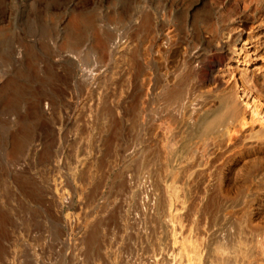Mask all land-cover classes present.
I'll return each mask as SVG.
<instances>
[{"label":"rangeland","instance_id":"rangeland-1","mask_svg":"<svg viewBox=\"0 0 264 264\" xmlns=\"http://www.w3.org/2000/svg\"><path fill=\"white\" fill-rule=\"evenodd\" d=\"M170 2L183 8L174 18L176 46L151 61L155 88L176 97L179 115L150 130L151 142L141 146L146 166L161 170L176 159L180 169L211 172L214 201L237 207L234 230L264 227V0ZM142 3L0 0V264H16L11 257L20 221L32 227L37 215L51 217L43 169L54 134L44 101L53 110L65 98L73 105L66 93L79 97L78 61L104 59L112 36L105 23L128 17ZM142 20L147 25L150 17Z\"/></svg>","mask_w":264,"mask_h":264},{"label":"built area","instance_id":"built-area-1","mask_svg":"<svg viewBox=\"0 0 264 264\" xmlns=\"http://www.w3.org/2000/svg\"><path fill=\"white\" fill-rule=\"evenodd\" d=\"M142 1L105 23L112 36L104 59L78 61L82 89L79 97L66 93L73 105L43 103L54 134L43 169L51 217L19 222L16 264H264V227L234 230L237 207L214 201L211 172L180 169L176 159L161 170L146 166L141 146L150 130L179 115L176 97L155 88L151 58L176 46L174 18L183 8Z\"/></svg>","mask_w":264,"mask_h":264},{"label":"bare ground","instance_id":"bare-ground-1","mask_svg":"<svg viewBox=\"0 0 264 264\" xmlns=\"http://www.w3.org/2000/svg\"><path fill=\"white\" fill-rule=\"evenodd\" d=\"M247 44H248V42L245 41V42H244V45H246L245 48H249V47H250L249 44H248V46H247ZM248 51H249V50H248ZM249 53H250V51H249ZM248 65H250V63H248ZM236 72H237V71H236ZM232 75H233V74H232ZM238 78L240 79V77H238ZM240 80H242V79H240ZM241 82H242V84L244 83L243 80H242ZM245 84H247V83H245ZM240 85H241V83H240ZM247 85H248V84H247ZM249 85H250V83H249ZM243 86H244V84H243ZM250 86H252V85H250ZM245 87H247V86L245 85ZM248 89L251 90V88H249V87H248ZM252 89H253V88H252ZM252 91H254V90H252ZM255 92H256V91H255ZM261 96H262V95H261ZM258 97H259V96H258ZM258 97H257V98H258ZM254 98H256V97H254ZM259 99H260V98H259ZM250 107H252V110H251L252 113L258 116L259 114H258V110H257V108H256V105L252 104V105H250ZM261 117H262V116H261ZM261 117H260V118H261Z\"/></svg>","mask_w":264,"mask_h":264}]
</instances>
